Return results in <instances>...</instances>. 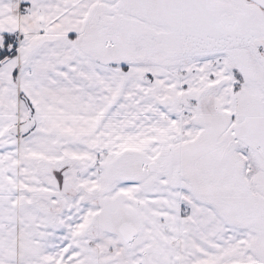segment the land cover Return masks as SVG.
<instances>
[{"label":"crops","instance_id":"1","mask_svg":"<svg viewBox=\"0 0 264 264\" xmlns=\"http://www.w3.org/2000/svg\"><path fill=\"white\" fill-rule=\"evenodd\" d=\"M99 1L0 0V47L7 34L16 35L18 43L16 55L0 65V264H101L107 250L112 259L127 253L125 259L119 257L124 264H147L146 249L154 234L159 235L154 241L160 240L157 245L163 260L158 255L156 263L148 264L254 261L255 238L244 235L239 220L230 222L209 201H202L209 206H201L199 212L195 209L194 216L192 207H184L180 199L197 196L193 187L189 189L195 181L191 175H185L182 186L170 185L171 195L161 192L145 199L141 198L140 178L157 183L158 177L129 179L118 186L125 199L121 209L134 213L139 225L134 220L121 221L117 228L103 227L115 226V209H110L109 219L101 220L102 208L93 199L105 191L99 159L110 149L106 141L111 134L122 131L127 146L140 133L147 140L158 119L196 114L195 104L190 107L189 103L199 100L203 111L207 99L211 107L218 103L223 114L232 115L229 109L235 110V100L231 105L227 102V96L233 95L232 72L196 90L191 85L193 73L185 64L177 67L176 76L171 72L176 64L163 68L164 64L147 61L132 65L101 62L92 44L84 46L88 41L81 40ZM134 125L144 130L129 134ZM115 188L112 180L108 188L112 199L117 197ZM58 194L60 208L36 202L39 197ZM172 198L179 199L177 211L164 206L166 212L161 214L171 220L169 227H178L185 248L196 243L193 232L205 233L203 245L209 241V246L204 255L192 253L177 263L178 251L172 250L175 255L169 257L164 239L171 230L164 229L163 217L157 226L152 203L160 201L161 208L163 201L169 204ZM192 216L194 224L190 223ZM125 224L132 231L129 241L123 237ZM198 240L205 239L201 235ZM244 243L251 253L239 256ZM116 247L124 251H115Z\"/></svg>","mask_w":264,"mask_h":264},{"label":"rangeland","instance_id":"2","mask_svg":"<svg viewBox=\"0 0 264 264\" xmlns=\"http://www.w3.org/2000/svg\"><path fill=\"white\" fill-rule=\"evenodd\" d=\"M99 2L81 40L88 41L84 46L92 44L93 54L101 62L132 65L147 61L148 64H164L163 68L176 64L171 71L176 76L180 72L177 67L185 64L189 66V72L193 73L191 85L196 90L209 83L213 84L224 77L225 73L232 72L233 95L227 96V102L231 105V100H235V110L229 109L232 115L223 114L218 103L211 107L207 99L203 111L199 100L189 103L190 107L195 104L196 114L184 116L181 113L179 117L158 119L148 132L146 142L141 139L142 127L136 125L131 127L132 133L129 134H140L127 146L122 131L111 134L106 141L110 149L103 151L99 159L105 191L93 199L102 208L101 220L109 219L110 209H115V226L103 227L117 228L121 221L122 224H128V221L135 220L134 213L121 209L125 199L118 190L119 185L141 176L158 177L155 180L157 183L142 181L140 178L139 189L144 192L141 198L145 199L149 196L156 197L161 192L171 195L173 187L170 185L182 186L185 177L191 175L195 181L189 183V189L193 187L197 196L202 198L195 196V199H180L184 207H192L194 216L195 209L199 212L201 206H209L202 201H209L230 222L239 220L244 235H248L253 241L255 238L253 253L256 257L254 261L244 264H264V221L263 218L259 219L264 216L263 11L246 0ZM194 96L198 97L195 93ZM218 113H222V116L216 117ZM105 152L108 154L104 155ZM112 180L116 185L117 197L114 199L108 190ZM150 184L156 186L152 188ZM204 191H210L209 196H204ZM89 200L92 198L89 197ZM191 200L193 203H190ZM194 200L199 204H195ZM36 202L39 206L61 207L60 194L57 197H39ZM178 202L179 199L172 198L169 199V204L163 201L160 208L161 202L155 203L154 200V207H151L157 226L159 218L163 217L162 210L166 212L164 206H170L175 212ZM107 204L110 206L107 207ZM251 210L254 212L250 214ZM234 215H239V219ZM193 216L191 224H194ZM253 216L258 219H248ZM163 219V227L166 229L171 220L168 217ZM135 223L139 225L137 220ZM169 229L170 236L164 240L168 241V255L171 259L178 251L174 262L187 259L192 253L204 255L208 252L205 249L209 246V241L203 245L206 241L205 233L193 232L197 234L196 243H192L193 247L189 249L182 246L185 238L181 237L178 227ZM201 235L205 240H198ZM156 237L159 238V235L154 234L153 238ZM154 239L150 249H146L147 257L144 260L147 264L150 261L156 263L158 255L162 259V252L157 245L160 240ZM242 245L243 251L239 252V256L251 253L246 243ZM172 250H175V254ZM115 251L123 252L124 249L116 247ZM109 254L108 250L103 252L101 264H124L122 259L126 258L127 253L118 256L115 254L113 259L112 254ZM202 257L204 256H198V259ZM116 259L119 261L116 262Z\"/></svg>","mask_w":264,"mask_h":264},{"label":"trees","instance_id":"3","mask_svg":"<svg viewBox=\"0 0 264 264\" xmlns=\"http://www.w3.org/2000/svg\"><path fill=\"white\" fill-rule=\"evenodd\" d=\"M17 37L14 34H7L4 35L3 38V44L0 47V65L5 62L6 60H9L10 58L14 57L17 53ZM29 108V120L28 122H32L31 113H30V107Z\"/></svg>","mask_w":264,"mask_h":264},{"label":"water","instance_id":"4","mask_svg":"<svg viewBox=\"0 0 264 264\" xmlns=\"http://www.w3.org/2000/svg\"><path fill=\"white\" fill-rule=\"evenodd\" d=\"M250 3L254 4L258 8H260L264 12V0H248ZM25 129V127H22L21 130ZM123 237L125 241H129L132 235V231L129 228V226H123Z\"/></svg>","mask_w":264,"mask_h":264}]
</instances>
